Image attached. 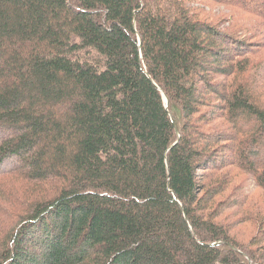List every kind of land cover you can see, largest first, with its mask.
<instances>
[{"label": "trees", "instance_id": "obj_1", "mask_svg": "<svg viewBox=\"0 0 264 264\" xmlns=\"http://www.w3.org/2000/svg\"><path fill=\"white\" fill-rule=\"evenodd\" d=\"M195 1L0 0V264H264L255 50Z\"/></svg>", "mask_w": 264, "mask_h": 264}, {"label": "rangeland", "instance_id": "obj_2", "mask_svg": "<svg viewBox=\"0 0 264 264\" xmlns=\"http://www.w3.org/2000/svg\"><path fill=\"white\" fill-rule=\"evenodd\" d=\"M261 1L262 0H255L254 2L259 4L262 3ZM195 2L196 4H201L205 7L204 10L206 14H208L212 19L218 21L221 24L220 28L223 27L224 29L240 31L244 33V36H247L245 39L251 42L250 44L255 50V52L252 54V58L255 61V68H253L251 71L252 79H255L256 82L261 81V85H257H259L261 89H264V20L249 13L248 10L242 9V6L240 5L241 1L234 5H227L223 1L216 2L214 0H209L207 2L205 0H197ZM262 98L264 99V95ZM9 134L10 133L6 129H0V142L4 138L8 137ZM17 161L18 158L16 157L8 159L3 164L2 170L8 171L12 169L16 165ZM239 174V177L235 179L232 184L235 190H238L235 192L229 190L227 194H251L253 197L259 198L264 203V192L257 186V183L254 181L253 177L249 174ZM231 198L232 200H235L236 198L240 199L242 197L238 196ZM257 198L254 200H259ZM238 231L241 232L239 240L245 244H247L252 236L257 233L256 227L251 223L240 225L238 227Z\"/></svg>", "mask_w": 264, "mask_h": 264}]
</instances>
